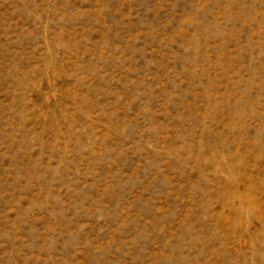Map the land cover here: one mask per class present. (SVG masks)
I'll return each instance as SVG.
<instances>
[{"label": "rangeland", "instance_id": "374dc122", "mask_svg": "<svg viewBox=\"0 0 264 264\" xmlns=\"http://www.w3.org/2000/svg\"><path fill=\"white\" fill-rule=\"evenodd\" d=\"M0 264H264V0H0Z\"/></svg>", "mask_w": 264, "mask_h": 264}]
</instances>
